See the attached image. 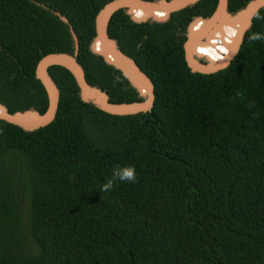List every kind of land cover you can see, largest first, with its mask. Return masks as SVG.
Wrapping results in <instances>:
<instances>
[{
  "label": "trees",
  "instance_id": "1",
  "mask_svg": "<svg viewBox=\"0 0 264 264\" xmlns=\"http://www.w3.org/2000/svg\"><path fill=\"white\" fill-rule=\"evenodd\" d=\"M111 0H0V103L44 112L36 77L49 52L80 41L87 81L114 102L142 100L93 50L95 17ZM247 0H230L235 13ZM218 0L153 18L115 12L109 35L155 84L150 112L106 113L84 102L71 72L49 68L61 91L56 118L27 131L0 119V264H264V8L230 65L195 72L186 29ZM224 25L198 46L222 57ZM206 44V45H203ZM132 165L135 182L113 180Z\"/></svg>",
  "mask_w": 264,
  "mask_h": 264
},
{
  "label": "water",
  "instance_id": "2",
  "mask_svg": "<svg viewBox=\"0 0 264 264\" xmlns=\"http://www.w3.org/2000/svg\"><path fill=\"white\" fill-rule=\"evenodd\" d=\"M199 0H111L96 14V35L93 42L94 52L104 61L121 72V74L135 87L142 100L129 102H114L110 95L98 86L91 85L86 78V72L77 56L80 41L69 18L60 12L55 14L67 24L71 33L74 52L53 51L44 55L36 66V77L43 84L48 97L47 109L42 113L35 108L16 110L14 112L0 103V119L17 125L27 131H33L49 125L57 116L61 91L49 68L54 65L68 69L73 75L79 93L84 102H89L96 108L114 115H133L150 112L154 106L155 84L152 78L144 72L135 60L122 51L118 42L109 35V23L112 16L121 9H126L132 20L133 10H141L149 17H159L187 8ZM230 0H218L214 12L210 16H196L190 22L184 42V55L187 65L195 72L211 74L227 68L239 53L246 32L251 28L256 14L264 8V0H247L245 5L235 13L229 12ZM232 25L234 32L231 40L219 37L227 52L222 57L213 58L208 55L201 57L198 46L202 40L206 41L211 34L223 29L224 25ZM217 33V32H215ZM204 37V38H203ZM206 45V44H203Z\"/></svg>",
  "mask_w": 264,
  "mask_h": 264
},
{
  "label": "clouds",
  "instance_id": "3",
  "mask_svg": "<svg viewBox=\"0 0 264 264\" xmlns=\"http://www.w3.org/2000/svg\"><path fill=\"white\" fill-rule=\"evenodd\" d=\"M185 36H186V33H185ZM249 39L262 40L264 39V34L252 33ZM201 57H204V56H201ZM135 179H136V170L134 166L132 165L117 166L116 168H113L111 178H109L108 181L103 185V188L108 189L112 187L113 180H119L123 182H135Z\"/></svg>",
  "mask_w": 264,
  "mask_h": 264
},
{
  "label": "bare ground",
  "instance_id": "4",
  "mask_svg": "<svg viewBox=\"0 0 264 264\" xmlns=\"http://www.w3.org/2000/svg\"><path fill=\"white\" fill-rule=\"evenodd\" d=\"M204 38V37H203ZM227 52V51H226Z\"/></svg>",
  "mask_w": 264,
  "mask_h": 264
},
{
  "label": "rangeland",
  "instance_id": "5",
  "mask_svg": "<svg viewBox=\"0 0 264 264\" xmlns=\"http://www.w3.org/2000/svg\"><path fill=\"white\" fill-rule=\"evenodd\" d=\"M185 42V41H184Z\"/></svg>",
  "mask_w": 264,
  "mask_h": 264
}]
</instances>
